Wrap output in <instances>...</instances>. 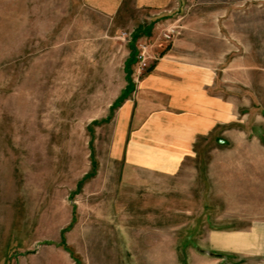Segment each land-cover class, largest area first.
Listing matches in <instances>:
<instances>
[{
    "label": "rangeland",
    "instance_id": "obj_1",
    "mask_svg": "<svg viewBox=\"0 0 264 264\" xmlns=\"http://www.w3.org/2000/svg\"><path fill=\"white\" fill-rule=\"evenodd\" d=\"M170 27L223 120L171 175L119 117ZM0 264H264V0H0Z\"/></svg>",
    "mask_w": 264,
    "mask_h": 264
},
{
    "label": "crops",
    "instance_id": "obj_2",
    "mask_svg": "<svg viewBox=\"0 0 264 264\" xmlns=\"http://www.w3.org/2000/svg\"><path fill=\"white\" fill-rule=\"evenodd\" d=\"M128 0H85L91 8L115 16ZM154 15L170 12L177 0H130ZM148 74L125 99L119 117L132 123L134 163L163 174L177 173L194 155L197 139L213 133L221 122V100L212 93L214 60L182 50L185 42H165ZM154 47V46H153ZM184 48V49H186ZM193 54V55H192ZM223 121V120H222Z\"/></svg>",
    "mask_w": 264,
    "mask_h": 264
},
{
    "label": "built area",
    "instance_id": "obj_3",
    "mask_svg": "<svg viewBox=\"0 0 264 264\" xmlns=\"http://www.w3.org/2000/svg\"><path fill=\"white\" fill-rule=\"evenodd\" d=\"M166 32H164V38L166 42H170L172 41L175 32H176V28L175 27H170L168 29L165 30ZM143 48V52L140 55V59H141V65L144 67L147 63V60L150 58L146 53H147V47L146 45H142Z\"/></svg>",
    "mask_w": 264,
    "mask_h": 264
}]
</instances>
